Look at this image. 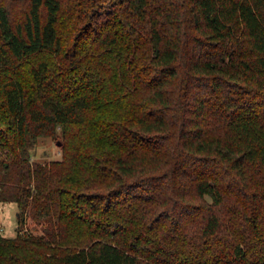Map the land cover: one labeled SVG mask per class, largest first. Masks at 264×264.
<instances>
[{"label":"trees","instance_id":"obj_1","mask_svg":"<svg viewBox=\"0 0 264 264\" xmlns=\"http://www.w3.org/2000/svg\"><path fill=\"white\" fill-rule=\"evenodd\" d=\"M0 150V264H264V0H0Z\"/></svg>","mask_w":264,"mask_h":264},{"label":"rangeland","instance_id":"obj_2","mask_svg":"<svg viewBox=\"0 0 264 264\" xmlns=\"http://www.w3.org/2000/svg\"><path fill=\"white\" fill-rule=\"evenodd\" d=\"M13 3V10L16 17L24 11L25 5L18 2ZM68 27H64L61 31L62 39L64 40V47L70 49L77 32H69ZM73 33V34H72ZM51 57V63L57 66V56L52 53L47 54ZM36 58H31L29 62H36ZM65 142L61 129L53 136H42L38 138L37 142L30 148V153L33 161L49 163L51 161H59L63 158V146L60 143ZM0 155H4L0 150ZM19 207L15 202H0V234L7 237L16 236L21 229L23 234L41 233L42 227L37 226L30 217L27 218L26 223L22 224L19 219ZM37 231V232H36Z\"/></svg>","mask_w":264,"mask_h":264}]
</instances>
